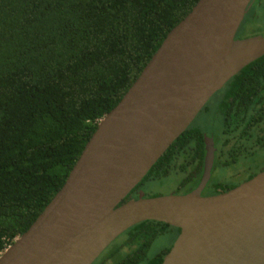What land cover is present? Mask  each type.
<instances>
[{
	"label": "trees",
	"instance_id": "trees-1",
	"mask_svg": "<svg viewBox=\"0 0 264 264\" xmlns=\"http://www.w3.org/2000/svg\"><path fill=\"white\" fill-rule=\"evenodd\" d=\"M196 2L0 0V252L60 189L97 121ZM261 14L264 0H251L239 30ZM213 106L217 124L206 131L192 122L123 201L136 197L145 181L173 172V193L191 190L201 176L205 134L217 147L214 165L230 162L223 158L225 145L243 153L264 144V55L228 79L199 113ZM218 187L233 185L216 182L211 192ZM168 231L175 239L179 228L156 220L136 223L104 249V262L160 264L172 243L153 255L147 251Z\"/></svg>",
	"mask_w": 264,
	"mask_h": 264
},
{
	"label": "water",
	"instance_id": "water-1",
	"mask_svg": "<svg viewBox=\"0 0 264 264\" xmlns=\"http://www.w3.org/2000/svg\"><path fill=\"white\" fill-rule=\"evenodd\" d=\"M251 0H197L166 34L118 103L96 123L67 177L0 264H91L145 220L179 228L160 264H264V168L212 195L215 141L204 136L203 170L185 193L123 201L208 99L264 55V33L236 31Z\"/></svg>",
	"mask_w": 264,
	"mask_h": 264
},
{
	"label": "rangeland",
	"instance_id": "rangeland-1",
	"mask_svg": "<svg viewBox=\"0 0 264 264\" xmlns=\"http://www.w3.org/2000/svg\"><path fill=\"white\" fill-rule=\"evenodd\" d=\"M259 8V7H258ZM257 8V9H258ZM253 32L264 33V14H261L256 19L247 20L241 29L238 31L239 34H253ZM210 100V98L208 99ZM214 106L212 112H202L195 116L194 123L202 127L207 131L208 127L217 124L215 117ZM215 120V122H214ZM243 169L241 173L234 175L235 172L239 170V167L236 164L231 166H226L225 168L219 167L214 170L211 175V182H239L243 178L246 172H257L259 167L264 163V146L259 147L252 154L248 155L243 159ZM242 167V165H241ZM234 175V176H233ZM233 176V177H232ZM232 178V179H231ZM231 179V180H230ZM178 183V174L172 173L169 177H166L161 180H149L145 181L142 184L141 189L145 192V196H156V195H165L173 193L176 189ZM123 235H119L115 238V242L122 240ZM174 241V235L172 232L168 231L163 235H159L154 239L150 245L147 254L153 255L160 249L170 245ZM114 242V241H113ZM102 254V253H101ZM104 257V252L100 258Z\"/></svg>",
	"mask_w": 264,
	"mask_h": 264
},
{
	"label": "flooded vegetation",
	"instance_id": "flooded-vegetation-1",
	"mask_svg": "<svg viewBox=\"0 0 264 264\" xmlns=\"http://www.w3.org/2000/svg\"><path fill=\"white\" fill-rule=\"evenodd\" d=\"M247 13V12H246ZM242 22V21H241ZM241 24V23H240ZM239 27H240V25H239ZM239 27H238V29H237V31H236V36H238V37H243V36H246V34H239L238 33V30H239ZM206 104V103H205ZM204 107V106H203ZM202 107V108H203ZM201 111V110H200ZM210 112H212V110L210 111ZM195 119V118H194ZM192 122H194V120L192 121ZM191 122V123H192ZM190 123V124H191ZM205 135H208V134H205ZM211 134H209L208 136H210ZM212 136V135H211ZM262 146H264V144L263 145H259V146H256V148L255 149H253V150H249L248 152H243V153H240V151L241 150H238L236 147H231V146H229V145H225V150L226 151H228V152H225V154H224V159L225 160H230V162L229 163H227V164H221V165H218L219 167H223V168H225L226 166H231V165H233V164H236L238 167H239V170L237 171V172H235L234 173V175H236V174H239V173H241V169H243V159L245 158V157H247L248 155H250V154H252L253 152H255V150L257 149V148H259V147H262ZM216 149H217V147H216ZM234 151V152H233ZM232 154H234L235 156H234V159H232L233 157H232ZM217 155V154H216ZM216 163V162H215ZM241 165H242V167H241ZM213 168H212V171H211V175H212V173L214 172V170L217 168V166H216V164L214 165L213 164ZM264 168V163L259 167V169L257 170V172H259L260 170H262ZM202 170H203V164H202V168H201V173H202ZM257 172H250V173H248V172H246L245 173V175L243 176V178L242 179H240V181L239 182H235V183H233V182H224V184H232L233 185V187L235 186V185H237V184H239V183H241V182H243V181H245V180H247V179H249L250 177H252L255 173H257ZM201 175V174H200ZM233 175V176H234ZM232 176V177H233ZM232 179V178H231ZM230 179V180H231ZM198 183V182H197ZM213 183H216V182H211V178H210V181L208 182V184L202 189V194L203 195H212V194H216L217 192H214V193H212L211 192V188H210V185H212ZM218 183V182H217ZM219 183H222V182H219ZM197 185V184H196ZM196 185L193 187V188H195L196 187ZM192 188V189H193ZM191 189V190H192ZM191 190H189V191H191ZM217 190L218 191H220V192H222L221 191V188L220 187H218L217 188ZM104 251V250H103ZM102 251V252H103ZM101 252V253H102ZM100 253V254H101ZM100 254L98 255V257L100 256ZM97 257V258H98ZM97 258L91 263V264H96V260H97ZM111 262V259H109V258H107V260L104 262V257L101 259V264H109ZM100 264V263H99Z\"/></svg>",
	"mask_w": 264,
	"mask_h": 264
}]
</instances>
